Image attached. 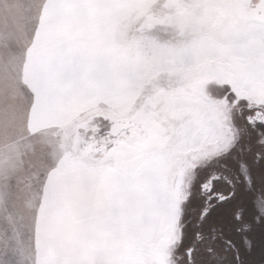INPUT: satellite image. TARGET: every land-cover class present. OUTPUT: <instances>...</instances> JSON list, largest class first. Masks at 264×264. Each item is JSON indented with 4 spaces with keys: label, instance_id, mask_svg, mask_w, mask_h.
<instances>
[{
    "label": "snow or ice",
    "instance_id": "6c2138e0",
    "mask_svg": "<svg viewBox=\"0 0 264 264\" xmlns=\"http://www.w3.org/2000/svg\"><path fill=\"white\" fill-rule=\"evenodd\" d=\"M0 264H264V0H0Z\"/></svg>",
    "mask_w": 264,
    "mask_h": 264
},
{
    "label": "flooded vegetation",
    "instance_id": "af4514ba",
    "mask_svg": "<svg viewBox=\"0 0 264 264\" xmlns=\"http://www.w3.org/2000/svg\"><path fill=\"white\" fill-rule=\"evenodd\" d=\"M225 194H227V192H225ZM244 195H245L246 197L249 196V194H248L247 192H245ZM256 195H257V196L259 195V187H257Z\"/></svg>",
    "mask_w": 264,
    "mask_h": 264
}]
</instances>
